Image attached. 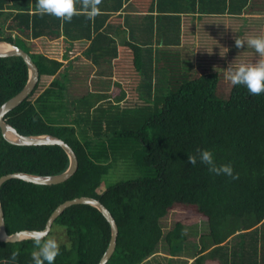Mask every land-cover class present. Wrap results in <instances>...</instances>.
<instances>
[{
    "label": "trees",
    "instance_id": "16d2710c",
    "mask_svg": "<svg viewBox=\"0 0 264 264\" xmlns=\"http://www.w3.org/2000/svg\"><path fill=\"white\" fill-rule=\"evenodd\" d=\"M129 1L100 0L97 14L90 18L82 0H77V13L64 20L38 12L37 0H0V43L28 53L40 72L35 90L5 120L24 136L60 138L79 161L78 171L64 183L37 185L18 179L4 183L0 202L7 233L42 231L60 205L91 197L111 212L119 228L116 250L107 264H264V93L252 95L244 86H232L229 96L221 99L217 96L221 75L201 68L184 70L174 60L162 61L160 48L156 54L152 44H141L134 37L125 46L132 52L139 101H128L126 107L151 103L156 94L164 98L159 111L147 115L135 134L141 145L131 159L139 167L153 168L156 175L120 181L100 191L112 164L92 159L74 125L61 123L64 108L67 115L78 111L76 99H68L71 90L83 85L80 90L89 91V79L109 82L114 76L119 45L104 27ZM251 7L252 0H193L192 4L195 13L220 16H241ZM154 12L157 17L147 18L160 19L159 45H179V41L172 43L171 33L162 31L161 24L169 23L164 16L169 13L181 20L184 8L160 6ZM61 37L69 44L63 60L81 43L86 46L85 64L76 67L77 60L65 64L33 52L35 41ZM28 80L22 57L0 58V108ZM59 100L66 104L55 111L51 105ZM76 116L74 122L85 120L83 113ZM203 149L213 152L217 166L231 163L238 178L209 172L198 158V150ZM188 155H196L197 163L190 164ZM69 165L62 147L14 145L0 129V178L13 173L56 176ZM174 210L192 211L206 220L207 233L197 246H188L189 228L182 222L164 230L162 220ZM56 229L62 231L65 242L54 264H99L111 240L110 224L88 205L66 209L46 238ZM35 250L31 239L0 242V264H33Z\"/></svg>",
    "mask_w": 264,
    "mask_h": 264
},
{
    "label": "rangeland",
    "instance_id": "374dc122",
    "mask_svg": "<svg viewBox=\"0 0 264 264\" xmlns=\"http://www.w3.org/2000/svg\"><path fill=\"white\" fill-rule=\"evenodd\" d=\"M251 8L253 11H251ZM251 8L249 12L252 16L242 21L230 22L234 24V29L232 31L236 32L234 38L231 39V45L233 47H236L235 39L237 37L244 41H247L250 37H264V0H252ZM212 45L215 50L224 49L222 44L217 47L216 44ZM242 48V54L236 59L226 61V58H224L223 61L220 60V62L217 63L218 65L216 64L214 66L215 69L213 70L217 71L218 75H221V84L217 93V96L221 99H225L229 96L231 87L233 86L227 78L226 72L231 62L235 66H239L240 64L253 65L258 63L261 59H264V57L256 53L253 48L247 47L246 45ZM68 49L69 44L64 41L63 37L54 41L47 39L38 40L35 41L33 46V52L43 53L49 58L58 61L63 60V56L67 54ZM77 50L80 51V49L76 47L73 52L76 53ZM199 64L207 66L204 60H196V62L193 63L196 67ZM132 67V58L129 59V56L127 58L123 57L116 67L117 75L113 76V79L110 81L108 80L109 82L106 83V80L103 78L102 80L105 81L100 87L96 85L98 79H92L90 83L91 85H95L91 88V92L88 90H79L77 94L74 95L70 92L68 93L69 100L76 99V105L78 106L77 113H83V118H85V120H83L78 117L80 119L77 125L79 128L78 134L80 139L87 145L91 158L99 163L112 164V171L104 180L100 191L105 190L106 186L116 184L120 181L131 180L138 177H154L156 175V171L153 168L135 165L131 159V155L133 151L138 149L141 145L138 136L135 134L139 132V129L150 114L153 115L159 111L164 97L156 94L153 96L154 100L151 103L144 102V104H142L139 102L133 105L132 109L121 106L119 102L121 101L120 103H122L126 96L128 97V101H139L137 92L135 91L136 87L133 89L129 88L131 87V81L133 82V79H135V77L130 76ZM108 83H110V85H108ZM79 87L82 89V86ZM63 102L65 103L64 100H59L57 102L58 105H51V107L55 111L63 109ZM61 115L65 118H61V123L66 124L74 122L70 121L71 115H67L65 108L61 112ZM88 127L93 131L95 137ZM176 222H182L189 228L187 243L190 247L197 246L200 236L207 233L206 220L192 211H171L162 220L164 230L168 231L172 229ZM50 237L57 238L60 244L65 242V236L59 229H56ZM236 238L237 237L234 236L231 239V245L233 247L235 246L234 243Z\"/></svg>",
    "mask_w": 264,
    "mask_h": 264
},
{
    "label": "crops",
    "instance_id": "0c3cea01",
    "mask_svg": "<svg viewBox=\"0 0 264 264\" xmlns=\"http://www.w3.org/2000/svg\"><path fill=\"white\" fill-rule=\"evenodd\" d=\"M172 3H174V5H172ZM192 4L193 0H130L129 2L125 3L124 8L120 13H113L107 20L104 29L106 28L108 29V31L111 32V36L116 40L117 44L119 45L120 54L119 58L116 59L114 65V76L117 75L116 67L118 66L120 60L123 57L127 58L128 56L129 59L132 58V52L130 48H127L125 46V44L128 41H131V39L134 37L135 40L137 42H140L141 44H152L154 46V52L156 54L158 49L160 48L162 61L174 60L177 63L180 62L184 70H188L189 68L197 70L201 68L207 73H217V71L213 69H215L214 66L218 62H220V60L223 61V59L226 58V61H230L239 57V55L242 54L243 48H237L231 45V39L234 38V36L236 35V32L232 31L234 29V24L232 23L242 21L243 19L252 16V14H250V12L248 11L247 13L241 16H220L212 14L207 15L201 14L198 11L195 13L192 8ZM160 6H163L165 8H175L176 6H180L185 10V13L179 14L181 20L177 19V14L169 13L164 15L165 17H168L169 23L164 20V23L161 24L162 31L165 30V32L171 33L170 38L173 40H171L172 43L179 41V45H169V47H165L166 45H163V43L159 45L157 41V34L159 32L160 27L158 21L160 19L151 20L148 19L147 16L153 15L154 17H157L158 12L154 11H157L158 7L160 8ZM251 11H253L252 8ZM212 44H216V47L222 44L224 46V49L215 50L213 49L214 46ZM76 47L79 48L80 51L77 50V52L75 53L73 51ZM74 48L72 49V51L69 52L70 57L62 61L67 64L71 60H77L74 63L76 67H80L83 63L85 64L87 61L82 56V53L85 50L86 46H83L80 43L75 44ZM220 53L221 55L225 53V55L221 56ZM196 60H204L207 63V66L200 64L197 67L194 66L193 63H195ZM208 60H210L212 63ZM130 76H132V71L130 72ZM92 77L93 76L91 75V78ZM92 79H89L87 83V88L89 89V92H91V88H93V86L95 85H91L90 81H92ZM138 82V79H133V82L131 81V87L129 88L133 89L138 85ZM96 83V85L100 87L103 85V82L100 80H98ZM79 90L80 89H77V91L71 90L70 93L74 95L77 94ZM127 102L128 97L126 96L124 101L122 103L119 102V104L121 106L126 107ZM76 108H78V106H76ZM77 114V112L70 114V121L76 120ZM69 124L74 125V127L77 129V132L79 133V128L77 126L78 122L75 121L74 123L71 122ZM88 129L90 128L88 127ZM91 132L93 133L92 130ZM93 136L95 137L94 133Z\"/></svg>",
    "mask_w": 264,
    "mask_h": 264
},
{
    "label": "water",
    "instance_id": "95a60500",
    "mask_svg": "<svg viewBox=\"0 0 264 264\" xmlns=\"http://www.w3.org/2000/svg\"><path fill=\"white\" fill-rule=\"evenodd\" d=\"M3 44L9 46L4 50L1 48ZM4 47V46H3ZM19 56L22 57L29 70V80L25 88L15 97L7 101L0 108V129L5 140L9 143L19 146H44V145H58L64 149L70 159L69 168L62 174L56 176H35L25 173H13L0 178V190L4 183L9 180L18 179L25 182L37 184V185H56L64 183L69 180L78 171L79 161L74 150L63 140L58 137L45 135V136H24L21 135L13 126H11L5 117L12 110L20 106L35 90L40 80V72L37 65L33 62L28 53L22 49L10 45L8 43H0V58ZM74 205H88L98 209L108 223L111 226V240L109 247L101 259L99 264H107L112 258L119 235V228L116 220L112 216L111 212L98 200L91 197H81L74 200L66 201L60 205L49 218L46 228L42 231H21L15 234L9 235L6 230L5 215L0 202V242L18 243L25 240H34L33 238L38 234L45 233L46 237L50 233L55 220L64 213V211Z\"/></svg>",
    "mask_w": 264,
    "mask_h": 264
},
{
    "label": "clouds",
    "instance_id": "9594fccd",
    "mask_svg": "<svg viewBox=\"0 0 264 264\" xmlns=\"http://www.w3.org/2000/svg\"><path fill=\"white\" fill-rule=\"evenodd\" d=\"M77 0H37L36 8L41 14H50L64 20H71L72 16L77 13ZM100 0H82V8L87 10L89 17H94ZM253 48L256 53L264 57V37H250L247 41L240 38L235 39V46L242 48L244 46ZM228 51V49H227ZM226 51V52H227ZM225 52V53H226ZM225 53L221 56H224ZM227 78L233 86H244L252 95L264 93V59L253 65L240 64L235 66L232 62L228 65ZM200 163L208 167V171L215 175H225L238 178L234 174L231 163L217 166L214 154L209 149L198 150ZM190 164L197 163L196 155H188ZM36 250L32 253L33 264H54L55 258L60 254V243L55 237L46 238L45 233L38 234L34 238ZM15 258V254H13Z\"/></svg>",
    "mask_w": 264,
    "mask_h": 264
},
{
    "label": "bare ground",
    "instance_id": "6f19581e",
    "mask_svg": "<svg viewBox=\"0 0 264 264\" xmlns=\"http://www.w3.org/2000/svg\"><path fill=\"white\" fill-rule=\"evenodd\" d=\"M4 46V47H3ZM3 46H1V48H4V50L8 49L9 46L7 44H3Z\"/></svg>",
    "mask_w": 264,
    "mask_h": 264
}]
</instances>
